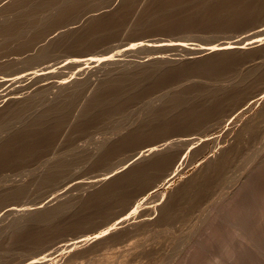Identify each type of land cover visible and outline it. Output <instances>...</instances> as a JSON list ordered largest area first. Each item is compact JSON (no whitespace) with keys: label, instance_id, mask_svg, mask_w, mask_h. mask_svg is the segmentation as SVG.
I'll return each instance as SVG.
<instances>
[{"label":"rangeland","instance_id":"rangeland-1","mask_svg":"<svg viewBox=\"0 0 264 264\" xmlns=\"http://www.w3.org/2000/svg\"><path fill=\"white\" fill-rule=\"evenodd\" d=\"M0 264H264V0H0Z\"/></svg>","mask_w":264,"mask_h":264},{"label":"bare ground","instance_id":"bare-ground-1","mask_svg":"<svg viewBox=\"0 0 264 264\" xmlns=\"http://www.w3.org/2000/svg\"><path fill=\"white\" fill-rule=\"evenodd\" d=\"M89 82V81H88ZM96 239V238H95Z\"/></svg>","mask_w":264,"mask_h":264}]
</instances>
